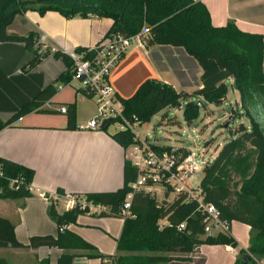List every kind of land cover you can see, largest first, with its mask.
Wrapping results in <instances>:
<instances>
[{
    "label": "trees",
    "instance_id": "trees-1",
    "mask_svg": "<svg viewBox=\"0 0 264 264\" xmlns=\"http://www.w3.org/2000/svg\"><path fill=\"white\" fill-rule=\"evenodd\" d=\"M29 10H37L40 14L57 11L66 18H109L112 24L105 38L116 33L136 35L147 26V46L182 48L201 67L202 86L193 92L192 97L201 96L205 102L222 105L229 93L227 81L232 78L240 94L242 112L249 118L250 126L242 123L234 129L232 138L223 144L213 162L203 170L199 185L205 200L215 204L221 218L229 222L230 228L226 231L206 234L205 215L199 210L198 203L188 200L185 194H177L173 201L164 205L150 193L134 191L133 216L124 218L117 254L100 253L94 245L69 230L67 225L75 223L81 213L89 211L90 205L109 207V212L101 214L120 216L126 197L132 192L131 184L139 174L138 167L126 160L121 188L79 194L85 203L76 202L65 213H60L55 204H51L49 215L59 227L57 236L34 235L28 244H23L16 236L15 224L0 216V248L49 246L64 250L56 262L44 259L36 264H73L74 258L80 254L72 250H86V256L100 257L102 264H166L177 258L188 260L187 256L174 254H190L199 245H231L239 248L235 264H259L264 258V35L245 32L234 21L225 26L213 25L207 6L196 0H0V42H22L33 54L31 61L23 67L24 72L50 54L62 59L67 66L54 83L41 90L10 119L0 118V131L27 113L48 111L39 107L57 93L56 83H67L72 78L73 61L68 53L51 48L42 50L36 32L18 35L8 31L15 17ZM76 50H86L88 57L95 54L87 47ZM185 97L186 93L178 91L172 84L149 78L132 96L119 98L127 118L146 124L159 112L179 106ZM195 101L189 100L184 105V119L188 124L200 115L202 102L198 106ZM66 114L68 127L77 128L75 102L68 105ZM111 123L103 129L107 130ZM111 136L125 149L138 142V136L130 129L117 130ZM155 148L172 151L171 146L157 145ZM180 150L184 155L188 153L186 147ZM0 161L8 176L22 175L27 182H32L33 169L6 158L0 157ZM0 186L2 199L24 198L33 194L24 186L12 188L3 179ZM59 193L66 195L61 188ZM170 193L167 189L166 196ZM234 221L251 226L250 244L246 249L240 247L231 232ZM183 223L185 226L180 228ZM0 264L14 263L0 257Z\"/></svg>",
    "mask_w": 264,
    "mask_h": 264
},
{
    "label": "crops",
    "instance_id": "crops-1",
    "mask_svg": "<svg viewBox=\"0 0 264 264\" xmlns=\"http://www.w3.org/2000/svg\"><path fill=\"white\" fill-rule=\"evenodd\" d=\"M203 2L215 26H225L229 21L245 32L264 35V0H196ZM112 24L109 18L76 16L66 18L57 11L40 14L29 10L18 14L8 31L25 35L36 32L46 35L45 44L53 51L66 53L79 47L91 48L105 40ZM33 54L22 42H0V118L10 119L18 110L30 102L41 90L66 71L67 66L60 58L48 55L31 70L23 67L31 61ZM264 68V65H263ZM202 69L195 59L182 48L166 45L137 44L124 56L110 75V83L118 97L132 96L139 85L149 78H157L172 84L178 91L199 88ZM56 83L57 93L39 108L48 111H32L15 121L12 126L0 131V157L15 161L34 170L31 182L33 194L24 198H0V216L8 218L16 227V236L28 244L34 235H54L59 227L49 215L55 204L60 213L68 212L72 206L60 196L87 192L117 190L124 183V165L129 159L128 149L112 138L109 129L87 130L68 127L67 114L59 108L71 103L77 105V125L87 122L96 115L84 114L85 99L89 98L75 89H63ZM234 92L238 90L230 78L227 81ZM67 87V88H66ZM239 94V92H238ZM199 99H203L201 96ZM241 107L240 100H236ZM242 119L247 117L244 115ZM249 127V124H245ZM109 128V127H108ZM177 148V147H176ZM66 195H61L59 189ZM44 194V195H42ZM70 202V201H69ZM109 207L99 205L96 209L81 213L75 223L67 228L94 245L104 255L117 254L118 239L124 227V218L101 214ZM251 226L234 221L231 232L240 247L250 244ZM63 249L41 246L39 248H0V257L14 264H36L49 259L56 262ZM79 253L73 264H102L100 257ZM239 248L231 245H199L190 254L176 253L166 264H235ZM259 264H264V258Z\"/></svg>",
    "mask_w": 264,
    "mask_h": 264
},
{
    "label": "built area",
    "instance_id": "built-area-1",
    "mask_svg": "<svg viewBox=\"0 0 264 264\" xmlns=\"http://www.w3.org/2000/svg\"><path fill=\"white\" fill-rule=\"evenodd\" d=\"M148 36L149 28L144 26L136 35L125 36L116 33L105 38L104 41L89 48L95 53L92 57L87 56L86 50H74L68 53L73 61L72 78L69 82L60 84L58 90L63 89L67 84L77 82L81 93L96 99L97 105L96 115L88 119L87 122L78 124V129L100 130L104 121L108 120L107 123H115L118 130L130 129L136 134V127L140 123L133 122L124 115L123 104L109 78L112 69L121 62L127 52L136 45V42L145 44ZM45 40L46 35H39L38 44L41 45L42 50L49 48L45 44ZM59 110L66 113L68 107L62 106ZM136 139L138 142L129 146L132 149L129 161L138 167L139 174L135 182L131 184L132 192L127 195L121 207L120 216L122 218L133 216L131 208L134 191L142 190L151 194L161 186L176 195L185 194L188 200L198 203L199 210L205 215L206 234L214 235L230 228L229 222L221 218L218 207L205 200L200 186L193 188L190 185V179L194 173L201 169L204 170L215 159L210 149H206V147L195 150L186 148L188 153L184 155L180 150L181 147L174 148L171 152L156 149L155 146L159 144L151 141L148 135L143 138L138 136ZM2 179L8 181L12 188L24 186L33 192L31 182H27L22 175L8 176L0 161V180ZM1 190L0 186V192ZM70 204L73 208L76 201H70ZM98 206L90 205V209H96ZM184 226L183 223L180 228Z\"/></svg>",
    "mask_w": 264,
    "mask_h": 264
},
{
    "label": "rangeland",
    "instance_id": "rangeland-1",
    "mask_svg": "<svg viewBox=\"0 0 264 264\" xmlns=\"http://www.w3.org/2000/svg\"><path fill=\"white\" fill-rule=\"evenodd\" d=\"M75 85L76 82L74 85L68 86L69 90L75 89ZM197 88L195 85L192 90H183L186 93V99L182 100L179 106L169 107L159 112L146 124L139 122L140 124L136 127V134L142 138L148 135L151 141H155L161 146H171L172 150L176 147H186L193 150L206 147V149H210V152L216 156L223 144L232 138L234 129H238L242 123L249 124L250 126V121L248 117L247 120L241 118L244 116V113L236 102V100H240V94L236 91L234 92L232 85L229 84V93L222 105H215L205 102L204 99L198 100V97H192L191 95ZM189 100H196L195 102L199 106L200 102H202L200 115L192 124H188L184 119V105ZM84 101V114H88L89 112L96 114V99L87 98ZM108 129L110 132H115L118 130V127L115 123H111ZM131 151L132 149L129 148L128 155ZM203 175V169L196 171L190 179V185L193 188L198 187ZM156 189L151 194L157 198L160 204L165 205L173 201L177 196L171 192L167 197L166 190L161 186ZM60 197L67 199L68 203H70L69 201H76L81 204L85 203V199L80 196H78V199L73 195Z\"/></svg>",
    "mask_w": 264,
    "mask_h": 264
},
{
    "label": "water",
    "instance_id": "water-1",
    "mask_svg": "<svg viewBox=\"0 0 264 264\" xmlns=\"http://www.w3.org/2000/svg\"><path fill=\"white\" fill-rule=\"evenodd\" d=\"M107 122H108V120L104 121V123L102 124V128H104L106 126Z\"/></svg>",
    "mask_w": 264,
    "mask_h": 264
}]
</instances>
